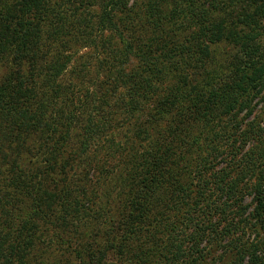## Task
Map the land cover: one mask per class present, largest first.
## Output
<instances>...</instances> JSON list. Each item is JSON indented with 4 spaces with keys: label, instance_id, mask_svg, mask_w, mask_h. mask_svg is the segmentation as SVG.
I'll return each instance as SVG.
<instances>
[{
    "label": "trees",
    "instance_id": "trees-1",
    "mask_svg": "<svg viewBox=\"0 0 264 264\" xmlns=\"http://www.w3.org/2000/svg\"><path fill=\"white\" fill-rule=\"evenodd\" d=\"M0 66V264H264V0H0Z\"/></svg>",
    "mask_w": 264,
    "mask_h": 264
},
{
    "label": "rangeland",
    "instance_id": "rangeland-1",
    "mask_svg": "<svg viewBox=\"0 0 264 264\" xmlns=\"http://www.w3.org/2000/svg\"><path fill=\"white\" fill-rule=\"evenodd\" d=\"M14 1V0H13ZM94 49H93V47H87V48H84V47H80V49H79V55H81V54H83L85 57H84V61H88V63L89 62H91V61H93L94 59L92 58V56L94 55ZM89 56H91V58L90 59H88V57ZM92 68V66L90 67V69ZM94 72V71H93ZM5 73H6V69L4 68V67H2V66H0V80H1V78L5 75ZM94 77V75H93V73H91L90 74V72H89V74H87L86 75V77H84V80L86 81V83L89 85H92V84H94L95 83V80L96 79H94L93 78ZM264 95V93H262V96ZM252 107H254V108H256L255 109V113L252 115V116H249V117H247L246 115H247V111H244V112H242L240 115H239V120H240V122L241 121H246V122H250L251 121V123L252 124H255L257 127H263L264 128V98H261V96L260 97H256L254 100H253V103H252ZM244 121V123H246ZM237 122H239L238 120H237ZM242 130H244V129H242ZM254 145V141H252V142H248L247 143V148L248 147H250V146H253ZM227 162L228 161H222L221 163H220V165L218 166V168H219V170L222 168V167H225V166H227ZM231 167V166H230ZM215 192H217V191H215ZM220 197V195H216V197H213V199H218ZM220 200H221V198H220ZM252 201H253V196L252 195H250V194H246V197H245V200H244V204H251L252 203ZM229 202H232V201H229ZM235 208V207H234ZM224 224L225 223H223V225H222V227L224 226ZM242 232V231H241ZM245 232H247V231H245ZM252 232V231H251ZM252 234V235H251ZM250 235H251V237L252 236H254V235H256V233L253 231L252 233H251ZM217 261H215L214 259H211L210 261L208 260V264H217L216 263Z\"/></svg>",
    "mask_w": 264,
    "mask_h": 264
}]
</instances>
